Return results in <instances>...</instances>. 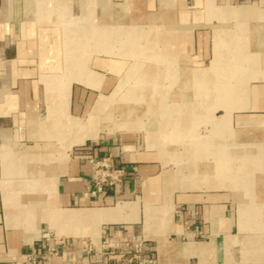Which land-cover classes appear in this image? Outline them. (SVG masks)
Returning a JSON list of instances; mask_svg holds the SVG:
<instances>
[{
	"label": "crops",
	"instance_id": "obj_1",
	"mask_svg": "<svg viewBox=\"0 0 264 264\" xmlns=\"http://www.w3.org/2000/svg\"><path fill=\"white\" fill-rule=\"evenodd\" d=\"M128 97L164 98L171 123L96 126ZM187 114L197 185L165 171ZM91 157L125 170L96 198ZM45 235L48 264L139 242L148 264H264V0H0V264Z\"/></svg>",
	"mask_w": 264,
	"mask_h": 264
},
{
	"label": "rangeland",
	"instance_id": "obj_2",
	"mask_svg": "<svg viewBox=\"0 0 264 264\" xmlns=\"http://www.w3.org/2000/svg\"><path fill=\"white\" fill-rule=\"evenodd\" d=\"M146 68V67H144ZM190 75L187 76V79L189 78ZM191 83H186L185 86L187 85L188 88H185L186 91H192L190 87ZM140 85V84H139ZM151 85V84H149ZM162 89L170 92H174L177 90H182V84L178 86V83H169V82H164L161 83ZM230 85V84H229ZM235 85V84H234ZM145 84H142L141 92L145 93L147 92V89L145 90ZM136 88V84L134 83L133 80H131L125 87L124 91H134ZM137 90H139L137 88ZM145 96V95H144ZM185 105H183L186 108V111H193L194 104L197 103V99H186ZM183 100H180L179 103L181 104L184 102ZM170 102V103H169ZM170 106L173 104L174 100L170 99L169 100ZM194 103V104H193ZM197 106V104H195ZM114 106L117 107H122V111L124 113L121 115L120 113H114L113 114V119L110 120L109 116L106 115L101 119L102 125L106 126V130L111 133H115L117 129H115L114 125H119V124H131V122L134 121L136 127H140L141 131L140 133H158L159 130H157V126L159 125V122L162 123L164 122L165 124L167 122L171 123V121H168L167 115L163 113L165 111V108H167V100L164 98H152V99H133L131 100L130 97H128L126 100L125 99H115ZM184 108V109H185ZM156 113V114H154ZM221 111L220 109L217 111L216 116H220ZM138 120V122H135V120ZM187 119V124L189 125L191 130L185 131L184 138L185 142H188L187 144H190L188 146H170L168 149L170 151V156L175 158V165H171L170 163L165 171L168 172H174L176 174V183L180 182H191L195 183L197 185V177L191 176L190 178H187L186 176L188 173L190 175H193L194 172L197 174V115L193 114H187L186 115ZM100 124V122H98ZM97 124L96 126H98ZM172 132V131H171ZM167 133V132H164ZM203 135L208 134V131L203 130L201 132ZM183 134V132H182ZM183 137V136H182ZM203 137V136H202ZM192 144H195V146H192ZM167 150V149H166ZM170 160H172L170 158ZM195 160V162H194ZM194 163L196 164L195 167L192 169L194 166ZM179 167V170L177 169ZM187 169V170H186ZM188 169H191L190 172ZM178 170V171H177ZM182 171V172H181ZM194 171V172H193ZM177 172V173H176ZM194 174V175H195Z\"/></svg>",
	"mask_w": 264,
	"mask_h": 264
},
{
	"label": "built area",
	"instance_id": "obj_3",
	"mask_svg": "<svg viewBox=\"0 0 264 264\" xmlns=\"http://www.w3.org/2000/svg\"><path fill=\"white\" fill-rule=\"evenodd\" d=\"M91 167V189L84 197L96 198L108 190L117 189L123 182L125 170L121 166H114L109 158H89ZM59 243H53L52 238L45 235L37 245L31 246L26 252L19 254L10 264H48L49 260L63 252L59 250ZM148 248L142 242L136 245L125 244L118 254L116 264H148L150 260L142 253Z\"/></svg>",
	"mask_w": 264,
	"mask_h": 264
},
{
	"label": "bare ground",
	"instance_id": "obj_4",
	"mask_svg": "<svg viewBox=\"0 0 264 264\" xmlns=\"http://www.w3.org/2000/svg\"><path fill=\"white\" fill-rule=\"evenodd\" d=\"M86 119H88V118H86ZM97 119V118H96ZM92 121V120H91ZM88 122V121H87ZM100 123H101V120L99 121ZM99 124V123H98ZM99 126V125H98Z\"/></svg>",
	"mask_w": 264,
	"mask_h": 264
}]
</instances>
